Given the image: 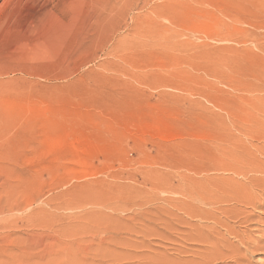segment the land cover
<instances>
[{
  "label": "rangeland",
  "instance_id": "obj_1",
  "mask_svg": "<svg viewBox=\"0 0 264 264\" xmlns=\"http://www.w3.org/2000/svg\"><path fill=\"white\" fill-rule=\"evenodd\" d=\"M19 1L0 264H264V0Z\"/></svg>",
  "mask_w": 264,
  "mask_h": 264
},
{
  "label": "bare ground",
  "instance_id": "obj_2",
  "mask_svg": "<svg viewBox=\"0 0 264 264\" xmlns=\"http://www.w3.org/2000/svg\"><path fill=\"white\" fill-rule=\"evenodd\" d=\"M9 1L11 3L12 0H8V2L7 0H4V3L8 4ZM20 3L21 1L17 3L16 7L13 10V13L11 14V17L9 16L6 19L3 25V30L6 31V33L11 34L13 38L17 37V47L24 48L27 46L29 33L32 32L31 30H36L38 22H40L41 19L46 16L49 10L45 8V9H42L40 12H37L36 5L38 3V0H27L26 5L24 6L19 5ZM2 5L4 6V4ZM103 8L105 9L104 12H107V13L114 12L115 13L116 1L115 0L106 1ZM108 16L110 15H107V18ZM105 20H106V16L99 15L98 17H96V20L94 22L97 26L100 27L104 23ZM1 85H2V89L7 90V91H15L16 88L17 89L19 88L17 86V83L13 81H6L5 83H2ZM88 191H92V190L89 189Z\"/></svg>",
  "mask_w": 264,
  "mask_h": 264
}]
</instances>
